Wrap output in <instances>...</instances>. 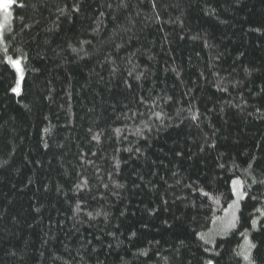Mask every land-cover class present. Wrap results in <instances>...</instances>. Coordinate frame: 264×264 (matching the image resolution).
<instances>
[{"label":"trees","instance_id":"obj_1","mask_svg":"<svg viewBox=\"0 0 264 264\" xmlns=\"http://www.w3.org/2000/svg\"><path fill=\"white\" fill-rule=\"evenodd\" d=\"M12 2L0 264H264V0Z\"/></svg>","mask_w":264,"mask_h":264},{"label":"rangeland","instance_id":"obj_2","mask_svg":"<svg viewBox=\"0 0 264 264\" xmlns=\"http://www.w3.org/2000/svg\"><path fill=\"white\" fill-rule=\"evenodd\" d=\"M0 2L5 3L6 0H0ZM8 2L10 3V7L7 9V11H5L4 8L2 7V5H0V36H1L3 29L5 28L6 24L11 19V8L13 6V2H12V0H8ZM11 65L17 74V82H19L20 87H21V83H22V79H23V70H22L21 62H20V68H21L22 72L17 71L16 67H14L12 63H11ZM21 75H22V78H21ZM16 85H17V83H16ZM20 87L17 90V92L20 91ZM232 185H233V192H234V201L231 204L227 213H225V215L221 219H219L214 224H212V228L210 230V233L207 235V239L214 238L215 236H219V237L224 236L226 232L228 233L229 230L230 231L232 230V228L236 222V217H237L239 205H240V202H241L243 197H242L241 187L239 186L240 184H234L233 183Z\"/></svg>","mask_w":264,"mask_h":264},{"label":"snow or ice","instance_id":"obj_3","mask_svg":"<svg viewBox=\"0 0 264 264\" xmlns=\"http://www.w3.org/2000/svg\"><path fill=\"white\" fill-rule=\"evenodd\" d=\"M2 7L4 8L5 11H7V9L10 7V3L8 2V0H6L5 3H3ZM10 63L13 64L14 67H16L17 71H20L22 72L21 68H20V62L19 61H12L11 59L9 60ZM21 78H22V75H21ZM20 87V84L19 82H17V85L15 88H13V91L14 92H17V90L19 89ZM234 184H238L240 183L239 181H234L233 182ZM254 225H255V221L253 222ZM251 247H254V245H252ZM244 259H249V257L247 255L244 256ZM207 264H212V261H208Z\"/></svg>","mask_w":264,"mask_h":264},{"label":"flooded vegetation","instance_id":"obj_4","mask_svg":"<svg viewBox=\"0 0 264 264\" xmlns=\"http://www.w3.org/2000/svg\"><path fill=\"white\" fill-rule=\"evenodd\" d=\"M0 5H3V3H2V2H0Z\"/></svg>","mask_w":264,"mask_h":264}]
</instances>
